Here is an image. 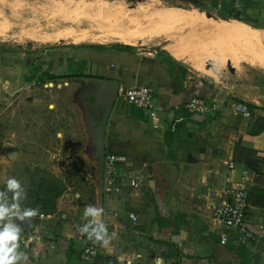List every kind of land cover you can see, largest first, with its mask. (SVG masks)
<instances>
[{
	"label": "crops",
	"instance_id": "1",
	"mask_svg": "<svg viewBox=\"0 0 264 264\" xmlns=\"http://www.w3.org/2000/svg\"><path fill=\"white\" fill-rule=\"evenodd\" d=\"M246 25L264 42V29ZM128 45L102 51L92 61L109 70L96 71L107 84L153 89L160 117L156 125L118 95L104 135L106 152L127 156L123 171L142 176L139 188L125 182L119 191L105 193L99 182L94 200L74 201L60 194L54 210L45 211L34 196L38 187L31 192L38 179L52 183L43 169L47 149L39 143L41 122L29 123L26 141L14 128L22 122H13V133L12 123L0 122V190L8 178H17L27 189L22 207H38L44 214L22 225L20 250L29 255L28 264H156V257H162L163 264H264V231L256 243L237 244L231 235L222 244L224 228L212 217L220 194L241 185L248 171L245 222L252 230L264 222V66L243 60L231 77L206 74L170 48ZM112 56L119 62L113 70ZM103 89L104 96L108 89ZM196 95L215 108L205 114L190 112L186 103ZM234 102L247 104L251 118L237 113ZM98 117L93 122L98 123ZM88 204L104 208L108 231L118 238L107 248L96 244L97 256L83 261L84 248L93 244L78 231L87 222ZM131 212L137 214L136 221Z\"/></svg>",
	"mask_w": 264,
	"mask_h": 264
},
{
	"label": "rangeland",
	"instance_id": "2",
	"mask_svg": "<svg viewBox=\"0 0 264 264\" xmlns=\"http://www.w3.org/2000/svg\"><path fill=\"white\" fill-rule=\"evenodd\" d=\"M5 1H0V21L5 20L8 26L5 36L0 38V122L12 123V133L13 122L16 125L22 122L20 128H14L19 129L24 141L28 139L29 123L41 122L37 129L39 143L47 149V164L43 169L51 182L59 185L61 194L67 193L74 201L94 200L100 182L99 156L94 142L97 122H93L92 104L104 94L103 80H100L103 76H98L96 71L109 70L99 69L92 60L102 51L128 45L110 35L135 29L137 20L154 11L152 5L201 8L221 18H233L221 16L223 6L214 8L213 0ZM236 2L238 6L233 3L235 12H240L237 20L264 29V0ZM104 3L113 12L95 9L96 4ZM75 32L85 38L75 43L56 39L60 34ZM215 33L211 31L205 37L201 27L180 24L167 35L158 36L154 32V38L140 46L186 51L199 59L206 74L222 73L230 77L234 69L240 71L241 64L246 63L243 60L250 61L249 57L262 52L256 44L233 35H221L214 40ZM200 35L205 41L199 40ZM109 58L115 62L112 70L119 67L117 58Z\"/></svg>",
	"mask_w": 264,
	"mask_h": 264
},
{
	"label": "built area",
	"instance_id": "3",
	"mask_svg": "<svg viewBox=\"0 0 264 264\" xmlns=\"http://www.w3.org/2000/svg\"><path fill=\"white\" fill-rule=\"evenodd\" d=\"M118 95L137 109L146 113L153 120L154 125L160 120L154 99V92L150 86L119 87ZM186 107L190 112L205 114L209 110L214 109L215 105L208 104L205 98L196 95L190 98L186 103ZM233 108L245 118H251L252 116L249 106L243 102H234ZM126 162L127 156L125 154L114 152L105 153L103 160V189L105 193L119 191L125 182L132 188H139L141 186L142 176L140 174L130 175L126 171H123ZM234 166L235 164L233 162L229 163L230 168ZM242 177L244 180L243 183L225 189L220 194L222 197L221 202L214 204L212 208L214 221L224 228V233L220 238L222 244H227L231 235L235 236L237 244L256 243L260 240L262 232L264 231V222L258 225L255 230L248 228L246 225V214L250 203L249 188L246 186L247 183L245 181H250L251 179L248 171H244ZM130 214H134V217L130 216ZM130 214L129 216L133 221L138 219L137 214L134 212ZM39 216L43 217L44 214H39ZM98 252V245L89 244L84 248L81 259L83 261H91L97 256Z\"/></svg>",
	"mask_w": 264,
	"mask_h": 264
},
{
	"label": "bare ground",
	"instance_id": "4",
	"mask_svg": "<svg viewBox=\"0 0 264 264\" xmlns=\"http://www.w3.org/2000/svg\"><path fill=\"white\" fill-rule=\"evenodd\" d=\"M0 1H2V0H0ZM4 2H6V1L4 0ZM147 4H145V5H147ZM96 6L97 7L95 9L98 8L100 11L102 10L103 12H105V11L106 12H110V11L113 12V9H110L109 6L105 3L101 4V5L96 4ZM151 9L154 11L153 12L150 11L149 14L143 15L142 19L137 20V24L134 25V26H136L135 29H128V31H126V32H121V33H117L118 35H110V36H116L119 39V41L122 43H127L130 45H142V44H146V42H149L151 39L154 38V36H153L154 32L158 36L164 35L168 31L172 30L174 26H177L180 24H183L184 26L187 25L191 28L201 27V29L204 30V33H205L204 36L205 37H207V35H209V32H211V31L216 32L215 33L216 35L215 34L212 35V36H215V39L213 38L214 40H216L218 37L220 38L221 35L226 36V34H228L230 36L231 35L236 36L235 38H238L240 40L243 39L248 43H253L254 45L256 44L259 47L260 51L262 48V52L260 54L255 53L252 57H249V60L253 63L260 64V65L264 66V42L256 34V32L252 31V29L250 27H248L241 20H237L235 18H221L215 14H212V13L209 14L208 11H206V10L204 11L201 8L200 9L199 8L176 9L174 7L173 8H170V7L169 8L163 7L162 8V7H154V5H152ZM127 19L128 18H126V20ZM4 23H5V20L0 21V24H1V26H0V38L5 36V32L8 29V26L5 25ZM119 23H120V21H119ZM128 23H130V20L128 21ZM130 25L131 24H129V26ZM134 26H133V28H134ZM150 26L151 27L153 26V27L150 29L149 28ZM253 29L258 30V27L253 28ZM68 30H70V29H68ZM153 30H154V32H153ZM164 31H165V33H164ZM194 31H195V29H194ZM198 31L199 30H197V32ZM192 32H193V30H192ZM207 32H208V34H207ZM75 33L76 34H71V35L70 34H68V35H61L60 34L56 37V39L59 41H61V40L66 41L68 43L69 42L75 43V42L79 41L80 39L85 38L83 36L81 37L79 33H77V32H75ZM77 34H79V35H77ZM202 35H203V33H202ZM193 36H195V35L193 34ZM198 38H199V36H198ZM97 40H103V38H97ZM199 40L205 41V39L201 35H200ZM216 45H217V43H216ZM218 46H219V44H218ZM221 46H222V44H221ZM222 48H223V46H222ZM170 50L177 57L182 58L184 61L188 62L194 68H196L198 70L205 71L203 69V66L201 65L199 59H196L195 56L193 57L192 54L186 53V51H183V50L181 51L180 49L176 50L174 48H170ZM245 58H247V56Z\"/></svg>",
	"mask_w": 264,
	"mask_h": 264
},
{
	"label": "clouds",
	"instance_id": "5",
	"mask_svg": "<svg viewBox=\"0 0 264 264\" xmlns=\"http://www.w3.org/2000/svg\"><path fill=\"white\" fill-rule=\"evenodd\" d=\"M27 198L26 186L15 177L7 179L5 187L0 190V264H28L29 255L20 250L22 225L30 223L40 214L39 208L22 207ZM104 208L88 204L84 208L87 221L78 227L81 235L88 241L107 248L118 238L116 232L109 233L104 222ZM134 217V214H130ZM156 264H163L162 257L155 258Z\"/></svg>",
	"mask_w": 264,
	"mask_h": 264
},
{
	"label": "water",
	"instance_id": "6",
	"mask_svg": "<svg viewBox=\"0 0 264 264\" xmlns=\"http://www.w3.org/2000/svg\"><path fill=\"white\" fill-rule=\"evenodd\" d=\"M208 13L211 14L210 12ZM105 81L106 80H103V87L108 89V93L103 96L104 100L102 102H104V106L101 108V114L98 115L99 116L98 123L95 129V134H96L95 145H96V150L99 156L98 177H99L102 190H103V160H104V156L106 153V148L104 145V135L106 131L108 114L111 110V107L115 99L118 96V89H119V85L117 83L108 82L107 84V82ZM110 85L112 86V89L111 87H109Z\"/></svg>",
	"mask_w": 264,
	"mask_h": 264
},
{
	"label": "trees",
	"instance_id": "7",
	"mask_svg": "<svg viewBox=\"0 0 264 264\" xmlns=\"http://www.w3.org/2000/svg\"><path fill=\"white\" fill-rule=\"evenodd\" d=\"M215 8L218 7V4L223 6V9L219 12L221 16L226 17H233L236 19H240L239 13L235 12V8L233 6V3H235V0H213ZM234 8V10L232 9ZM34 182V185L32 187V193L34 191L35 187H38V191L35 193V198H39L40 201H42V209L45 211H52L55 208V201L58 198V196L61 194L60 190H58V186L54 183H48L44 182L43 180L40 181V179L37 180V183ZM46 183V184H45ZM45 202H44V201Z\"/></svg>",
	"mask_w": 264,
	"mask_h": 264
},
{
	"label": "flooded vegetation",
	"instance_id": "8",
	"mask_svg": "<svg viewBox=\"0 0 264 264\" xmlns=\"http://www.w3.org/2000/svg\"><path fill=\"white\" fill-rule=\"evenodd\" d=\"M109 87H111V89H112L111 85ZM103 100H104L103 98H100V99L97 100L96 103H94L92 105V110H93L95 115H100L101 114V108L104 106V102H102Z\"/></svg>",
	"mask_w": 264,
	"mask_h": 264
}]
</instances>
